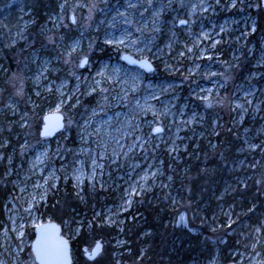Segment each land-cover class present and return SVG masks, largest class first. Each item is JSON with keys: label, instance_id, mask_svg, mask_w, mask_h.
Listing matches in <instances>:
<instances>
[{"label": "rangeland", "instance_id": "rangeland-1", "mask_svg": "<svg viewBox=\"0 0 264 264\" xmlns=\"http://www.w3.org/2000/svg\"><path fill=\"white\" fill-rule=\"evenodd\" d=\"M45 1L39 16L40 0H0V260L32 264V217L48 221L49 200L72 188L84 209L69 220L97 223L100 257L109 247L116 264L163 252V230L192 247L185 264H264L260 0ZM124 53L156 69L127 66ZM51 112L63 115V128L41 138ZM157 123L164 132L150 136ZM201 146L215 158L192 192L185 165ZM74 170L83 172L79 194ZM67 221L71 243L80 232Z\"/></svg>", "mask_w": 264, "mask_h": 264}, {"label": "trees", "instance_id": "trees-1", "mask_svg": "<svg viewBox=\"0 0 264 264\" xmlns=\"http://www.w3.org/2000/svg\"><path fill=\"white\" fill-rule=\"evenodd\" d=\"M45 2H46L45 0H40L38 4V15L39 16H41V14L44 13ZM262 10L263 11L261 13L264 14V9L262 8ZM38 27H40V25ZM35 34L36 35L35 36L32 35V37L34 39H39L38 42H42L43 41L42 35L38 33H35ZM3 55H4L5 60L8 62V64L11 65L12 63L11 61L17 54H14L13 49L8 47L4 49ZM233 72L236 73L237 70L234 69ZM233 72H230L232 76H233ZM220 134L224 135V132ZM230 134H231L230 132L227 133V135H230ZM219 150L220 148L217 147L216 151H219ZM196 153L199 154L198 157H197V154H195L196 156L193 154L194 156H192L191 159L187 160L186 165H185L187 166V169L189 170V172L186 175V179L188 181L187 182L184 181V183L187 185L189 190L191 189L192 192H193L194 186L197 185L198 183L200 184L204 178L203 174L200 172L199 169L205 168L206 166H208V164H210L209 162L214 160L215 158L211 156L212 155L211 153L206 151V148L204 146H201L200 149ZM83 209L84 207L82 205V202L79 200V197L72 191V188H69L59 193V195L55 197V199L49 200L45 211L50 216L51 220L59 223L63 227V224L65 221L71 219L75 213H78L82 211ZM149 219L152 220L150 216H149ZM164 219L166 218L163 217V220ZM152 227L154 226L152 225ZM33 229L31 230L30 235H29V237L32 238V240L34 237ZM100 230H102V228H99L97 226V223H94V222L90 224H86V226H83V228H81L79 235L76 237L74 241L71 242V252L72 254H74V258H75L73 264H116L115 261L112 260L111 258L109 247L105 249V252L101 257L99 254L95 259H89L88 257H86L84 253L85 247H89L94 241L102 238L100 237L101 236V234L99 233ZM157 230L159 231V229ZM112 231L113 229L111 228L107 230L105 234L113 235ZM166 231L167 232H164L163 230L162 232L159 233L161 234V237L164 238V240H162V244L167 243L165 246V249L163 250L164 253L162 252V250H160V247H159V251L161 254L156 250V252L154 253L150 252L152 253L150 254V257H148L149 255L148 253L142 256L141 258H139V255L137 252L133 255L134 259H131L130 257L126 255H121V257L119 258V264H130L134 261H137L138 264H140L139 261H142V260L147 261L146 264H176V263L185 264L189 260V258H191L190 256L188 258L187 253H189V255L192 254L193 252L192 247H190L191 250H189L190 248L188 249L184 248V243H182L181 246L179 247L177 246L174 240L167 241L168 238L169 239H171L172 237L175 238V236H177L179 233L177 231H172V232H169V230H166ZM181 234H183V232H181ZM63 235H64V230H63ZM128 248L132 249L131 247H126L123 250H126ZM156 253L159 254V257H160L159 259L154 257Z\"/></svg>", "mask_w": 264, "mask_h": 264}, {"label": "snow or ice", "instance_id": "snow-or-ice-1", "mask_svg": "<svg viewBox=\"0 0 264 264\" xmlns=\"http://www.w3.org/2000/svg\"><path fill=\"white\" fill-rule=\"evenodd\" d=\"M235 2V0H233ZM195 7V5L193 6ZM73 20H75V17H73ZM181 24L187 23L186 21L181 20ZM51 39V38H50ZM123 43V39L117 40V41H109V43ZM78 45V42H74L71 46L70 49L65 53L66 56L69 58L71 57L72 53L75 51L76 47ZM125 59H131L130 57H125ZM68 62V61H66ZM88 62V57L85 56L83 59L80 60V64L84 65ZM133 63L140 64L141 67L151 69L152 65L150 62L147 60H142V61H132ZM204 100L207 101L208 105L211 106V101L208 100V97H204ZM59 108V105H57ZM155 115V113H154ZM47 120L48 117H45ZM47 124L45 125V132L43 133L44 135H47ZM164 132V128L162 127L161 124L157 123L155 127H152L150 129L149 135L151 136L152 134H161ZM254 147V146H253ZM39 160L40 158L37 157ZM95 163V161H93ZM83 172L80 170H74L73 173V178L76 181L75 187L77 188L79 194V189H80V184L83 183ZM55 179H58L55 178ZM45 184H49V180L45 179ZM47 199V188L45 189L43 194L39 195V201H44ZM36 197L33 196L32 200L28 202V206L26 211L29 212V215L31 216L33 211L36 210L35 204L32 201H35ZM33 224L36 229V239L32 241L31 244V260L32 264H72V258L70 256V251H69V237H66L65 235L62 234L61 232V225L55 223L54 221L49 218V220L45 223L43 221L37 223V217L33 216ZM184 214L180 215V219L178 223L184 222ZM68 224L76 223V231L77 233L80 232L81 228H83V224L74 222L72 220L67 221ZM101 224L108 223L111 224L113 221L109 220H102L100 221ZM91 226V225H89ZM18 235L20 237H24L25 232L23 231V225H21V230L18 232ZM102 250V244L100 241L95 242L94 247H85L84 253L89 259H95V257L101 252ZM22 251V249H21ZM0 264H5L3 260H0Z\"/></svg>", "mask_w": 264, "mask_h": 264}, {"label": "water", "instance_id": "water-1", "mask_svg": "<svg viewBox=\"0 0 264 264\" xmlns=\"http://www.w3.org/2000/svg\"><path fill=\"white\" fill-rule=\"evenodd\" d=\"M261 2V6L262 8L264 9V0H260ZM72 18V17H71ZM125 57H130L131 59H125ZM121 61L123 63H125L127 66H130V67H135V68H138V69H141L143 70L145 73H151L155 70V66L153 65L152 61L148 60V59H145V58H137V57H134L128 53H124L121 55ZM83 59V58H82ZM142 60H147L148 62L151 63L152 65V68L151 69H147V68H144V67H141L140 64H137V63H133L132 61H142ZM88 62H89V58H88ZM87 62V63H88ZM86 63V64H87ZM81 65L79 63V67L80 68H84L85 65ZM45 117H48V119L46 120ZM47 124L48 128H47V135H44L43 133L45 132V125ZM63 125H64V121H63V115L61 113H58V112H54V113H47L45 114L43 117H42V125H41V128H40V131H39V136L41 138H53L56 134H58L62 128H63ZM53 221V220H52ZM45 223L47 221H44ZM55 222V221H54ZM57 223V222H55ZM59 224V223H57ZM61 232L63 234V227L61 225ZM33 233H34V237H33V240L34 241L36 239V229L34 227L33 229ZM32 244V242H31ZM30 251H31V245H30ZM69 251H70V256L72 258V254H71V243L69 242ZM100 254V253H99ZM98 254V255H99ZM97 255V256H98ZM96 256V257H97ZM87 257V256H86ZM95 257V258H96ZM72 264H73V260H72ZM227 264H236V263H233V262H230V263H227Z\"/></svg>", "mask_w": 264, "mask_h": 264}, {"label": "flooded vegetation", "instance_id": "flooded-vegetation-1", "mask_svg": "<svg viewBox=\"0 0 264 264\" xmlns=\"http://www.w3.org/2000/svg\"><path fill=\"white\" fill-rule=\"evenodd\" d=\"M153 63V62H152ZM153 65H154V63H153ZM155 66V65H154ZM155 69H156V67H155Z\"/></svg>", "mask_w": 264, "mask_h": 264}]
</instances>
